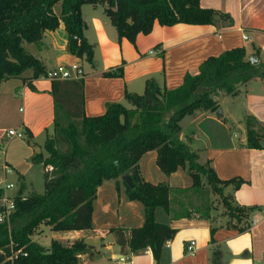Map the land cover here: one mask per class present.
<instances>
[{
  "label": "trees",
  "instance_id": "obj_1",
  "mask_svg": "<svg viewBox=\"0 0 264 264\" xmlns=\"http://www.w3.org/2000/svg\"><path fill=\"white\" fill-rule=\"evenodd\" d=\"M58 3L60 12L55 9ZM86 3L103 4L104 12L117 28L118 39L125 37L135 45L137 36L150 33L156 21L163 26L213 24L219 19L232 22L228 12L204 7L201 0H0V87L3 81L18 77L32 87L33 78L47 77L43 61L26 43L40 42L46 30L61 24L68 33V50L91 63L94 45L85 37L82 15ZM259 54L257 49L254 56L260 59ZM27 71L32 72L30 77L25 75ZM102 74L123 76L124 68L118 66ZM258 76L264 77V60L254 64L247 48L236 46L210 55L198 72L186 73L176 88L168 89L155 78H148L142 93L126 91L125 102H108L106 111L97 115L85 113L83 78L51 79L53 131L46 136L44 151L31 158L34 164L45 167L44 192L24 195L25 184L20 185L16 209L10 219L0 220V264H82V255L94 253V246L84 238H52L45 246L33 235L43 224L55 231L92 228L97 190L107 179H115L119 192L124 186L128 198L144 207L142 225L114 228L117 244L121 248L128 246L131 253L138 254L149 247L159 261L165 243L177 233L175 227L156 219L158 207L175 218L192 214L211 218L213 206L202 189L203 176L222 196L228 223L239 231L247 230L255 206L241 205L224 191L231 183L234 188L240 187L244 180L222 179L209 160L201 162L199 152L181 136V121L198 110L216 111L223 93L237 95L240 84ZM245 121L246 145L261 148L264 130L256 129L258 119L247 115ZM26 132L30 140L33 134L28 128ZM149 150L157 151V165L166 174L187 168L191 186L180 188L147 180L139 161ZM126 172L133 178V188L121 179ZM188 190L200 196L198 205L193 206L190 199L188 207L178 198L182 193L187 198ZM175 192L178 196L172 197ZM4 210L0 204V213ZM215 231L213 226L211 242L215 241ZM219 259L220 251L215 250L213 262Z\"/></svg>",
  "mask_w": 264,
  "mask_h": 264
},
{
  "label": "crops",
  "instance_id": "obj_2",
  "mask_svg": "<svg viewBox=\"0 0 264 264\" xmlns=\"http://www.w3.org/2000/svg\"><path fill=\"white\" fill-rule=\"evenodd\" d=\"M201 4L228 12L232 22L219 19L213 24L177 23L163 26L156 21L150 33L137 36L135 45L125 37L118 39L117 28L104 12L103 4L86 3L82 6V15L86 23L85 37L94 45L91 63L68 50V33L63 24L56 29L46 30L40 42L28 43L26 47L43 61L47 70L62 63L81 65L85 72L82 77L85 113L102 114L108 102H125L126 91L139 93L148 78L153 77L161 85L173 89L183 83L186 73L198 72L200 64L210 55H219L236 46H245L248 57L255 55L264 40V0H201ZM249 42L253 45L251 50ZM118 66H123V76H103V71ZM25 75L30 77L32 72L27 71ZM32 83L30 87L23 78L18 77L3 81L0 87V150L4 149V160L11 161L7 162L8 165L11 163L8 171L1 168L3 162L0 161V177L12 181L9 173L14 169L19 182L16 184L12 181L15 183L14 191H18L22 183L25 190L28 187L27 173L35 165L31 158L40 152L34 140L36 135L43 131L49 133V127L53 131L54 125L52 80L39 77L33 78ZM242 95L245 99L242 106L245 116H255L259 121L258 129L264 130V77L258 76L240 84V92L235 96L239 100L238 96ZM200 111L204 117L217 120L221 129L214 126L213 129L206 128L212 135L205 146L206 153L200 154L197 148L190 146L199 152L201 162H211L222 179L244 180L240 187L234 188L231 183L224 191L241 205L255 206L249 218L250 227L239 231L228 223L229 217L223 213L224 210L216 206L212 208L211 218L199 214L175 218L158 207L156 219L175 227L177 233L165 243L159 261L149 247L141 253H131L128 246L121 248L117 244L114 228L130 229L142 225L144 207L140 202L128 198L124 186L119 192L115 179H107L97 190L93 227L59 231L60 235L55 237L62 241L84 238L93 245L94 253L91 256L88 253L82 255V264H264V138L261 148L248 147L245 117L240 115L239 120L236 118L239 121L237 124L231 108L227 110V115L223 106L222 115L217 110ZM200 116L197 115L196 119ZM230 125L240 129L238 136L235 133V139L227 138L223 135L226 133L221 132ZM11 128L23 131V139L10 140L12 136L7 134V130ZM27 128L33 134L30 140ZM183 139L190 144V139ZM156 159L157 151L149 150L139 161L141 172L147 180L167 182L169 177L178 173L180 168L166 177ZM183 169L191 179L187 168ZM181 176L184 182L176 187H190L191 180L189 182L188 178L183 177V173ZM190 191L186 195L189 196ZM188 196L186 198L182 193L178 198L189 201ZM213 226L216 227L215 241L211 242ZM34 235L33 239L39 242ZM191 241H195L193 250L188 249ZM102 248L110 252L103 253ZM215 250L220 251L218 263L213 262ZM122 256L125 257L124 262L120 260Z\"/></svg>",
  "mask_w": 264,
  "mask_h": 264
},
{
  "label": "rangeland",
  "instance_id": "obj_3",
  "mask_svg": "<svg viewBox=\"0 0 264 264\" xmlns=\"http://www.w3.org/2000/svg\"><path fill=\"white\" fill-rule=\"evenodd\" d=\"M60 8H61V4L58 3L56 5L55 9H56V11L60 12ZM26 45H29V44L26 43ZM248 47H249V49L250 48H253V45L251 44V42L248 43ZM259 49H260L259 50L260 59L261 60H264V40H263L262 45H261V47ZM143 90L144 89H141L139 91V93H142ZM220 92L223 93V90H220ZM236 96L235 95L234 96L233 95H228L227 96V94H224L223 93L220 96V98H219V104H220V101L223 98H225V99H223L221 101L220 108H222V106L224 107V109H225V111H224L225 112V115H227V110L229 108H231V110L233 111V114L235 115L234 116V119H235V121L238 124L239 123L238 120L241 118L240 115L243 118L244 117L246 118V116H245L246 113H245V110H243L244 102H245L244 95H242L241 97L238 96L239 100L237 99ZM201 112L202 111L198 110L194 114L186 116L181 121L182 122L181 123L182 124L181 136L184 137V138H187V139H190L189 136H192L191 139H190L191 140L190 141V145L193 148H197L199 150L200 154L206 153L205 146L209 143V140L211 139L210 136H212V135H210L208 133V130L206 128L211 127V129H213L212 127L214 126L217 129H219V130L221 129V128H218V125L219 124H218V121L217 120H214V119L209 118V117H204ZM197 115H202V116H200L199 119H196V116ZM236 118L238 120H236ZM243 122L244 121H242V123ZM220 125H222V124H220ZM239 125H241V124H239ZM255 127H256V129H258L259 128V125L257 124V125H255ZM239 130L240 129L238 127H236L235 125H230L224 131H221V132L228 134V135L223 134L227 138H233V139H235V137H234L235 136V133L238 136V134L240 133ZM48 132L49 133L52 132V128L51 127H49ZM47 134L45 133V131H43V132H40V133H38L36 135V137H35L34 140L37 142L36 145H38V147H37V150L38 151H44V141H45V138H46ZM16 139H23V137L20 138V137H17V136H12V138H10V140H13V141L16 140ZM214 139L215 138L213 137L212 140H214ZM3 150H0V161H2V162L5 159L4 158V152H3ZM13 150H15V147H13ZM200 161H202L201 157H200ZM9 162H11V161H9ZM44 172H45V167L42 164H35L28 171V173H27V177H28L27 178L28 179V187L25 190L27 194L28 193H31V192H35V193H43L44 192V188H45V185H44ZM180 173H181V175L183 173V177L188 178L184 174V169L183 168H180L178 170V173L177 174H180ZM177 174L169 177L168 174L165 173L166 177H169L170 178L167 181V183H171V185L173 187L174 186L176 187V185H178V184H183V182H184V179L182 178V176L181 175L180 176H176ZM9 178L12 181H14L15 183L17 182L16 184L19 183L18 180H17L16 172L14 171V169H12L11 173H9ZM188 180L190 182L191 179L188 178ZM202 184H203L202 189L204 190V194L206 193V195L208 194L209 197H210L211 208H212V206H214V207L216 206V208H218V209L221 208L223 210L222 196L219 193L213 191V189L211 188V186L208 184L205 176H203ZM14 190L15 189H13V191ZM193 192H194L193 190L190 191L189 197H190V195H191V197L189 199H191V203L193 204V206H196V205H198L200 203V199H199L200 196H198V194H194ZM198 192H200V191H198ZM23 193L25 195V192H23ZM174 196L176 197V196H178V194H176V192H175V193L172 194V197H174ZM187 202H188V199H185L184 198V203H185L186 206H188L186 204ZM173 203H175V201H173ZM60 233L61 232H59V231H55V230L51 229V227L49 225L43 224V225H41L40 230H38L36 232V234L34 235V237L40 243H42L43 245H45V246L47 245L48 246L50 244V240L52 238L58 237L60 235ZM102 252L103 253H108L110 251L106 250L105 248H102Z\"/></svg>",
  "mask_w": 264,
  "mask_h": 264
},
{
  "label": "built area",
  "instance_id": "obj_4",
  "mask_svg": "<svg viewBox=\"0 0 264 264\" xmlns=\"http://www.w3.org/2000/svg\"><path fill=\"white\" fill-rule=\"evenodd\" d=\"M245 38H248L247 35L244 36ZM85 72L81 65L78 63H70V64H59L56 67H54L51 70H48L47 77L49 79H69V78H82L84 77ZM7 134L9 136H17V137H24V132L21 130H17L14 128L8 129ZM2 169L4 171L9 170L8 163L4 160L2 165ZM15 189V183L12 181L7 180L5 177H0V204L4 205L5 210L0 213V220L4 219H10L11 213L16 209V202L15 197L17 194V191H13ZM13 191V192H12ZM252 222H256L255 219L252 220ZM194 243L195 241H191V243L188 245L189 250L194 249ZM16 252L14 255H12V258L17 256ZM122 262L125 261V257L122 256L120 258Z\"/></svg>",
  "mask_w": 264,
  "mask_h": 264
},
{
  "label": "water",
  "instance_id": "obj_5",
  "mask_svg": "<svg viewBox=\"0 0 264 264\" xmlns=\"http://www.w3.org/2000/svg\"><path fill=\"white\" fill-rule=\"evenodd\" d=\"M251 60L254 64L258 63L259 62V59L255 56H252L251 57ZM217 113L219 115H222L223 114V111H222V108H218L217 109ZM121 179L126 183V185H128L129 187L133 188L134 187V183H133V178L131 176V174L129 172H126L124 173L122 176H121ZM1 251H0V261H1Z\"/></svg>",
  "mask_w": 264,
  "mask_h": 264
}]
</instances>
